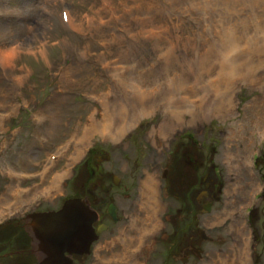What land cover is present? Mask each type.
<instances>
[{
  "label": "rangeland",
  "instance_id": "1",
  "mask_svg": "<svg viewBox=\"0 0 264 264\" xmlns=\"http://www.w3.org/2000/svg\"><path fill=\"white\" fill-rule=\"evenodd\" d=\"M87 189L108 228L74 264H264V0H0V264L31 259L22 215Z\"/></svg>",
  "mask_w": 264,
  "mask_h": 264
},
{
  "label": "water",
  "instance_id": "2",
  "mask_svg": "<svg viewBox=\"0 0 264 264\" xmlns=\"http://www.w3.org/2000/svg\"><path fill=\"white\" fill-rule=\"evenodd\" d=\"M98 172L102 174L101 167ZM103 191H107L102 186ZM209 211V208L204 207ZM113 205H109V215L116 220ZM36 223L33 233H30L34 252L37 254L35 264H73L74 255H89L92 244L98 239L100 227L96 232L92 227L98 220V214L90 206L86 198L66 199L62 207L54 212L31 214ZM203 239L207 237L200 232Z\"/></svg>",
  "mask_w": 264,
  "mask_h": 264
},
{
  "label": "flooded vegetation",
  "instance_id": "3",
  "mask_svg": "<svg viewBox=\"0 0 264 264\" xmlns=\"http://www.w3.org/2000/svg\"><path fill=\"white\" fill-rule=\"evenodd\" d=\"M194 168L196 169V167L194 166ZM98 169V168H97ZM92 172V171H91ZM99 173V172H98ZM166 173H167V170L165 169L164 171H163V177H165L166 176ZM94 175V173L92 172L91 174H90V178L91 179H93V176ZM99 175L100 176H102L103 175V173L101 174V173H99ZM217 177V180H218V178H219V176L217 175L216 176ZM149 179H151V177H148V179L145 181V182H148V180ZM207 179V176H205L203 179H202V181L204 182L205 180ZM152 180V179H151ZM152 182H153V180H152ZM102 186H105V185H101L100 186V189H101V191L103 192V193H108V188L105 186V188H106V192L105 191H103L102 190ZM91 187H96V184H91ZM204 187H205V190L204 191H201L200 193H199V195L196 197V202L198 203V205H199V207L197 208V210L198 209H200V210H204L205 212H210V210H211V207H212V203H210V202H207V201H205V202H203V199H205L207 196H208V194H209V192L208 191H210V193L212 192L211 190L213 189V188H215V186H212V184L211 183H209V182H205L204 183ZM219 191H221V188H219ZM91 191L90 190H86V194L85 195H83V197L82 198H86L87 200H88V202H89V204H90V206H91V203H90V201H89V197H91ZM180 197H182L183 199H184V193L183 192H180ZM64 203V202H63ZM63 203L61 204V206L60 207H58V208H45V209H42V210H40V211H38V212H31V213H29L28 215H22V217H21V220L19 219V221L18 222H20V227H21V229H22V233H21V235L19 236V238H16L15 240H14V243L15 244H18L19 245V249H17V250H15V252H18V253H20V252H22L21 253V255H30V257H31V259L30 260H27V261H25L24 263H26V264H35L36 262H37V254H36V252H34V247H33V244H32V238H31V236H30V233H33V231H34V227H35V225H36V223H40V221L41 220H32V219H30L28 216L29 215H31V214H35V213H38V214H44V213H50V212H54V211H57V210H59L61 207H62V205H63ZM109 205H111V204H109ZM109 205H108V207H107V214H108V216L110 217V219L113 221V219H112V217L109 215ZM92 207V206H91ZM114 207V206H113ZM204 207H207V208H209V211L207 210V209H205ZM93 208V207H92ZM94 209V208H93ZM95 210V209H94ZM96 211V210H95ZM113 211V213L115 214V217H116V209H115V207H114V209L112 210ZM257 210L255 209L252 213H250V215H249V217L247 218V223H248V225L249 226H251V224H252V227L253 226H255V219H256V216L258 215L257 214ZM96 213H97V211H96ZM98 214V213H97ZM127 214V211L126 210H123L121 207H119L118 206V216L119 215H122V216H125ZM183 217H186V213H185V208L183 207V206H181V207H175V208H169L167 211H166V214H165V226H166V229H167V233L166 234H164V236H163V238H164V240L165 241H174L175 243H177V233H178V231H179V228H178V226H179V221H181L182 219H183ZM99 218H100V215L98 214V220H99ZM195 223H197V218H196V215H195ZM98 220L93 224V228H94V231L96 232V234H97V231H98V229L100 228V227H103V232L108 228L107 226H105V225H101V224H96L97 222H98ZM117 220L119 221L120 219H119V217H118V219L116 218V220L115 221H113V222H117ZM251 221H252V223H251ZM8 222V221H7ZM8 225H10V223H7ZM140 226V224L139 223H135L133 226H132V229L135 231V232H137V228ZM174 226L177 228V229H174V232L175 233H172V229L174 228ZM15 227H17L18 228V224H15ZM12 232L13 231H11V232H8V233H6V236L7 237H11V235H12ZM200 232H203L202 230H200L199 231V237L201 238V240H204V241H209L210 240V237H207V239H203L202 238V235H201V233ZM203 234H204V232H203ZM98 235V234H97ZM3 238H5V237H1V239H3ZM98 238H99V236H98ZM98 240V239H97ZM96 240V241H97ZM254 240L255 241H258L257 240V236L256 235H254ZM95 241V242H96ZM94 242V243H95ZM93 243V244H94ZM179 245L181 246L179 249H178V251L180 252V255L181 256H185V253H186V250H187V247L185 246V245H182V240H179ZM92 244V245H93ZM92 247V246H91ZM189 251L190 252H194L195 254H197V255H199V252L200 251H198V250H196V248L193 246V245H190L189 247ZM90 252H91V250H90ZM84 255H74L73 257H72V260H73V264H74V259L76 258V257H80V258H82ZM129 257H130V255L128 256V260H129V264H131L132 262H131V260L129 259ZM258 260V259H257ZM183 263H185V261H186V259H183Z\"/></svg>",
  "mask_w": 264,
  "mask_h": 264
},
{
  "label": "bare ground",
  "instance_id": "4",
  "mask_svg": "<svg viewBox=\"0 0 264 264\" xmlns=\"http://www.w3.org/2000/svg\"><path fill=\"white\" fill-rule=\"evenodd\" d=\"M222 56V55H221ZM232 64V63H231ZM222 65H225V66H228V65H226V64H222ZM224 67V66H223ZM179 87V86H178ZM142 96V95H141ZM179 96V95H178ZM129 102V101H128ZM186 104V103H185ZM181 105V104H180ZM196 108V107H195ZM194 108V109H195ZM218 108V107H217ZM175 110V109H174ZM185 110V109H184ZM190 110V109H189ZM180 111V110H179ZM186 112V111H185ZM42 114V113H41ZM197 114V113H196ZM196 114H194V115H196ZM131 116H133V115H131ZM176 116H177V114H176ZM180 116H178V118H179ZM126 119V117H123V118H121L120 120H119V122L120 123H118V124H115V125H113L112 127H107V128H109L110 129V132L112 131L113 132V130L115 131L114 132V135L115 136H122L123 134H124V132L126 131H124V129L126 128V125H128L127 123H126V125H121V122L123 121V120H125ZM127 120V119H126ZM128 120H129V122L131 121V117H129L128 118ZM133 120V119H132ZM40 121V120H39ZM180 120L178 119V122H179ZM50 122V121H49ZM126 122V121H125ZM124 122V123H125ZM130 124V123H129ZM133 124V123H132ZM121 125V126H120ZM102 126V125H101ZM98 127V126H97ZM129 127V126H128ZM103 128H104V126H103ZM101 129V128H100ZM97 131H98V129H97ZM104 131V130H103ZM84 139V138H83ZM82 143V142H81ZM144 182V181H143ZM56 186H58V183L57 182H55V186H54V189H55V187ZM59 187V186H58ZM142 188V187H141ZM154 185H153V182H152V180L151 179H149L148 180V182H145L144 183V185H143V199L144 200H146L147 201V204H146V208L147 209H153L154 211H155V217H156V212H157V208H158V204H157V199L155 198V196H154ZM140 199L142 200V190H141V192H140ZM4 216V215H3ZM150 223V222H149ZM141 237V236H140ZM142 239V238H141ZM146 239V238H145ZM145 239L143 240V242L145 241ZM126 240V239H125ZM140 242V241H139ZM131 256H133V257H135L136 258V260H135V262H136V264H138V258H137V256H136V254H132V255H130V257ZM132 257V258H133ZM131 260V259H130ZM131 262H132V260H131ZM132 264V263H131Z\"/></svg>",
  "mask_w": 264,
  "mask_h": 264
}]
</instances>
